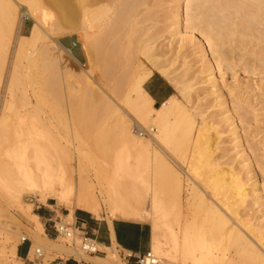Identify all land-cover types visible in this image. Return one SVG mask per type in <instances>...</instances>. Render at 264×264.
<instances>
[{"label":"bare ground","instance_id":"obj_1","mask_svg":"<svg viewBox=\"0 0 264 264\" xmlns=\"http://www.w3.org/2000/svg\"><path fill=\"white\" fill-rule=\"evenodd\" d=\"M153 2V0H0V66L6 62L7 47L10 48L11 44L13 48L6 88L12 91V85L19 75L17 69L19 66L20 69L22 67L20 65L22 58L27 60L23 67L28 68L42 61L45 64L53 63L55 66L57 64L58 68V61L52 55V50L56 49L60 53L65 52L80 63L71 49L57 39L75 35L77 40L82 42L86 57V65L84 64L86 68L83 71L85 76L83 81L79 82L85 87L81 91L87 98L102 99L103 107H99H102L107 114H111L112 119L118 115L117 122L124 143L139 142L143 146L140 148L135 145H125L115 154L112 170L114 169V175L116 174L119 178L122 176V168L133 176L131 181H126L127 183L122 185L124 192L127 190L124 196L129 201L123 200V196L119 201L129 203L132 200L134 205L131 210H126L120 203L121 214L137 220H148V218L152 220L151 254L155 258V264H264V228L262 229V224H256L258 219L253 218L248 208L250 205L258 206V208L264 206V168H261L263 180L260 181L255 175L250 157H247L249 155L244 148L240 129L233 116L235 113L233 111L236 109L231 111L225 94L228 91L232 96L239 98L236 92L243 85L241 86L237 81L233 84L222 83L215 75L216 68L211 60L212 58L216 61V67L220 69V72L238 64H245L244 68L251 66L254 72L255 69L264 72V0H166L165 4H168L169 9L165 12L166 7L163 11L166 13L167 18H165L168 22L169 19L171 21L170 33L161 24L163 22L161 15H165L159 12V8L162 9V7H158L159 5ZM163 2L160 3L164 5ZM20 6L26 9L18 14ZM47 17L52 20L46 21ZM24 18L33 21L28 34L20 33ZM164 23L167 22L164 21ZM183 26L185 32L181 30ZM14 31H17V38L11 41ZM166 32L170 34L168 36H174L176 39L175 45L173 40V44L170 45L176 48L170 49L169 46L167 50L161 46L162 41L160 40L167 34ZM196 32L200 36H197ZM204 40L209 47L211 58L204 47ZM189 44H192L198 57L197 62H200L201 66L196 67L199 70L195 68L194 63L190 62L189 54L185 53ZM169 52L172 56L168 54ZM247 54H252L250 57L254 58L246 59ZM182 55L183 58H180ZM59 57L61 59V54ZM163 57L165 60L162 59ZM143 59L151 66H146ZM166 61L169 63L167 64ZM176 62H181L180 67H177L182 69L181 73L179 69L173 67L177 65ZM78 65L80 67V64ZM95 65L103 67L105 72L103 78L107 76L105 80L108 82H111L113 72L121 70L120 75L113 76L115 79L112 78L113 84H111L110 91L104 81L93 76L92 67ZM152 68H156L165 75L172 73L179 93L183 95L182 98L184 97L187 103L193 98L192 91L197 92L196 89H198V95L195 94L197 96L194 98H198L200 103L197 104L195 100L192 104H197V106L189 104L195 106V108L190 107L198 113L197 111L192 113L191 109L181 103L176 96L165 101L160 107L156 106L144 88L145 82L153 74ZM65 71H62L63 75L65 73L69 77V72ZM81 73L78 74L81 75ZM221 74L224 76L223 72ZM261 84L257 85L258 90L264 95V85ZM254 89L248 91L253 92ZM256 90L257 88L254 91ZM208 95L214 97V103H211ZM244 96L243 98L240 96L242 101L247 98ZM241 99L239 98L240 101ZM8 103H6L7 108ZM251 103L249 106L254 107V102ZM213 107L220 109L217 112L214 111V114L212 111L209 116V110L211 111ZM256 111L254 110V113ZM125 113L130 116L127 115L129 119H132L133 124L127 121ZM196 113L201 118L198 122L194 115ZM223 114H226L225 118L221 117ZM247 116L244 115L240 120L244 123H251L252 120L255 123L259 122L256 116L250 119ZM225 123L228 126V135L230 132L233 136L231 142L238 150L236 155L242 158L238 157L240 160L235 158L237 161L234 160V162L230 160L231 157L229 159L225 146H222L225 145L222 143L225 142L223 140L226 132L223 128ZM2 124L3 122L0 121V133L4 128ZM260 124H256L257 128H261L259 131L254 124L256 131H253L256 137L264 134V126L262 128ZM115 128L112 129L115 130ZM154 129L156 132L153 131ZM145 130H149L150 137H143ZM262 137L264 139V135ZM262 137L261 140H263ZM153 145H156L157 149H151L148 155L146 150L148 151ZM108 152L111 153V150ZM131 152L134 153L136 161L132 167L128 168L122 159L124 155ZM68 155L70 157V153ZM75 155L80 158L81 166H85L84 168L91 161H88L89 159L86 161L87 152L77 147ZM175 155L178 156L177 158L180 157L179 161L184 160L182 161L184 163L177 161ZM182 156L185 157L182 158ZM174 164H177L176 166L180 169ZM181 169L190 179L186 183L189 195L196 193L199 201L195 204L191 197L187 198L186 223L182 230H178L172 220H176V224L182 222L183 178ZM13 170L15 171L9 166L0 165V185L7 190L9 198L7 197L6 204L8 207L14 204L17 211L31 218L32 225L27 226L28 235L32 239L33 246H37L35 253L32 249L31 258L36 254L59 251L79 256L84 261L126 264L113 253L116 242L111 247H102L109 251L105 257L90 256L83 249L71 248L69 242H72L77 235L81 240L80 233L74 228L70 236H61L66 242L68 241L67 245L63 243L61 245L56 240L49 239L40 216L31 211L32 204L24 201L23 195L25 190L29 189L34 196L43 200H54L50 183L35 175L25 176L22 169L21 176L17 174V177L11 179L6 174ZM17 170L20 171L19 168ZM96 179L99 181L97 175ZM166 183L175 192V199L171 204H168L163 197L166 185H168ZM97 184L100 185V181ZM62 187L64 191L59 195V203H65L68 206L69 213L66 215L68 218L75 220L74 207L88 210L95 217H101V201L97 198L98 196H94L93 192L96 189L93 188L92 183L85 180L83 173L79 174L76 169L75 177L71 172L65 173ZM110 198L112 203H115L113 197ZM198 207L203 211L201 219L196 218L195 209H199ZM8 213L11 214L9 209ZM261 213L264 215V212ZM5 233L3 242H0L3 246L0 247V264H23V260L17 257L15 240L19 236L21 239L26 236L20 234L19 226L15 229H6ZM11 241L12 244H10ZM6 243L7 246H5Z\"/></svg>","mask_w":264,"mask_h":264},{"label":"rangeland","instance_id":"obj_2","mask_svg":"<svg viewBox=\"0 0 264 264\" xmlns=\"http://www.w3.org/2000/svg\"><path fill=\"white\" fill-rule=\"evenodd\" d=\"M153 1L155 2V4L159 5L158 7H162V9L159 8V12H162L164 14L169 9L168 8L169 6H167L168 4L167 3L165 4L166 0H164V2H163V0H160V1L159 0H153ZM160 2L161 3L163 2L164 5H162ZM165 8H166V11H165ZM25 9L26 8L24 6H20L18 8V14H20L21 12H24ZM163 9L165 12L163 11ZM181 12H182V8H181ZM162 13H159V14L161 15ZM183 13H184V9H183ZM161 16L163 17L161 19V21H163L161 24L163 25L164 28L166 27L165 28L166 31L168 30V32H169V29H170L169 24L171 23V21L169 19V22H168V19H166L167 18L166 13H165V15H161ZM47 18L48 19L46 21L52 20V18H50V17H47ZM164 21L167 23H164ZM32 24H33V21L31 19L24 18V20L22 21V29L20 30V33L28 34L31 27H32ZM164 24H165V26H164ZM181 30L183 32H185L184 26H183V28L181 27ZM16 32L17 31H14L11 41L16 40V38H17ZM168 32H166L167 34H165L162 37L165 41L163 39L160 40V41H162L161 46H164V49L167 48V50L169 49V46L171 44H173V42L175 45V41H176L174 36L173 37L168 36V35H170V34H168ZM195 34L197 36H200V34L197 32ZM57 39L63 45H65V44L71 45L70 47H68V46H66V47L71 49L72 53L80 60V63L78 61H77L78 62L77 63L75 59L73 60L70 56L65 54V52L60 53L56 49L52 50V55L54 57H56V60L58 61V65H59L58 68H57V64H56V66L53 65V63L45 64V63H42L41 60H40L41 63L33 64L32 66H30L28 68L23 67V65H26L27 60H24V58H22L23 59V60L21 59L22 64H20L22 67H21V69L19 68L20 66L18 67L17 72L19 75L17 77V80L12 85V91L13 92L11 91V89L8 88V90H9L8 91L6 88L7 82H8V74H9V70H10L9 67H10L11 58H12L11 57L12 56V49H13L11 44H10V48L7 47V51H6L7 53L5 56L6 62L0 66V103H1L0 104V111L2 110L0 113V121L3 122V124H4V128L2 129V131L0 133V165H6L12 169H15V171L13 170V172L6 174L8 177H11V179L17 177V174L21 176L20 173H21V169H22L23 173H25V176L27 174L28 175H35L39 179L47 180L50 183L51 193L53 194L54 200H52V199H48V200H52V202H54L53 207H50L49 209H45L46 205H43V203H46L47 200H43L38 196H34V194L29 189H27V191L25 190V193L23 195V200L32 204L31 211L34 213L42 212V210H47V211L51 210V212H53V213H58L59 217H58L57 221L55 220V223H58L60 220H62V222L65 221L66 223H69V224L74 223V220L71 217L68 218V216L63 215V213H65V211L62 213L59 212V209L64 208V207L69 210L68 206H66L65 203L64 204L59 203L60 202L59 201V195L62 194L64 191L63 187H62V180H63L64 174L67 172H71L72 175L75 177V169H76L77 172H79V174H80V172L83 173L85 180L88 183L90 182V184L92 183V185L94 186L93 188L96 189V190L92 189V191L94 190V192H93L94 196L95 197L98 196L97 198H99L101 201L102 208H103L102 216H105L107 218L123 217L125 219L129 218L130 220L146 222L149 224V226H151L150 228L153 230V222L149 218H148V220H146V219L145 220H137V219L132 218L131 216L127 217V216H124L121 214V209H120V208H122V207H120L121 204L123 205V207L126 210H131L133 205H134V204H132L133 202H131L132 201L131 198H130L131 201L129 203H127L129 200L127 201L126 196H124V194H127V193H125V192H127V190L124 192V190H123L124 188L122 189L123 183H127L131 180L129 178H126V177H123L124 178L123 179L122 176H121V178H119L116 174L114 175V172H113L114 169L112 170V165L114 168V164H112V163H114L115 154H117V152H119V150L123 149V147L125 145L126 146L135 145L137 147L143 148L142 144H140L139 142L135 143V144L129 143V142L124 143V141L121 139V137H122V135L120 133L121 130L119 129L120 127H119L118 122H117V120L119 119V117H117L118 115L114 116L112 119L111 114L109 115V113L107 114L104 110H102V107H103L101 105L102 99L95 98V97L94 98L93 97L87 98L83 94L82 89H84L85 86L83 83H79V82L83 81V77L85 76L84 75L85 72H83V71H85L84 69L86 68L85 67L86 57H85V52L82 49V42L80 40H77L78 38L75 35H70V36H66V37H58ZM172 40H173V42H172ZM204 44H205L204 47H205V49L208 50L209 57L211 58L212 56H211V53L209 51V47H208L205 40H204ZM174 45H173V47H175ZM177 45L178 44L176 43V46ZM161 46L159 45V47H161ZM171 47L172 46H170V49H174L173 47L172 48ZM238 52L236 51V53H238ZM58 53H59V55H58ZM185 53L189 54L188 58H189V60L191 59L190 62L194 63L195 68L196 67L199 68L201 66L200 62H197L198 57L195 54V51L193 50L192 44L187 45V48L185 49ZM60 54H61V59L59 57ZM168 54L170 55V52ZM248 55L249 54H247L245 56V57H247L246 59L251 58L250 56L252 54L249 56ZM170 56H172V54ZM236 57H239V55L238 56L236 55ZM66 58H67V60H65ZM170 58H168V60ZM180 58H183V55ZM252 58H254V57H252ZM144 59H143L144 64L146 66H151V64H149V62L144 60ZM162 59L165 60L164 57ZM211 60H212L214 66L216 68L215 69V75L219 78V80H221L222 83L225 82V83H229V84L232 83L233 84L234 81H237L238 83H240L241 86L242 85L244 86V87L242 86V88L240 90H238L236 93H237V95L239 94L238 96L240 99L242 96L245 95L247 97L246 98L247 101H246V99H243L244 102L242 101V99L240 101L239 98L232 96V94L228 93V91L225 92V94L227 95V97H226L228 99L227 104L230 106L231 111L236 109L233 111V112H235V113H233V116L236 120V123L238 124L239 129H240V135L242 137V142H243L244 148H246V151L248 153L247 155H249L247 157H250L249 159L251 160V164L253 165V168L255 169L254 172H255V175L257 176L258 180L262 181L263 180L262 179L263 178V173H262L263 170H261V168L262 167L264 168V139L262 136L264 134H259L258 137H256L254 135L255 132L253 130L256 131V129H254V124H255L256 128H257L256 124H258V123L263 124V125L260 124V126L262 128L264 126V121L262 122V119L264 120V95L261 94V92H260V90H258L259 88L257 86V85H260L261 83H262L261 85H264V72L256 70V69L254 72L253 67H252L253 69H251V66H246V67H250V68H248L249 69L248 70L246 67L244 68L243 65H245V64H243V65L238 64V65H235V67H233V68L224 69L223 71L220 72V69H218V67H216V63H215L216 61L213 60L212 58H211ZM167 62L169 63V61H166V63ZM178 63H177V65H175L173 67H175V69H179V71H180L179 73H181L182 69L180 70V68H177V67H180L181 62L179 63V66H178ZM78 64H80V67ZM63 66H64V69H63ZM81 67H82V69H81ZM93 67H92V69H94V70H92L93 76L102 82L104 81V83L107 85V89L110 91L112 89L111 84H113L112 83L113 79H115V77H117L118 75L121 74L120 73L121 70L118 72L115 71L116 73L113 72V74H111V76H112L111 82H108L107 80H105V78L107 76L105 78H103L105 76L104 75L105 74L104 69H102L103 67L102 66L99 67L98 65L97 66L95 65L94 68ZM198 68H196V69L199 70ZM65 70H67L69 72L70 78L67 75H65V73L63 75L62 71L66 72ZM97 70H98V72H97ZM152 70H153V74L156 72L161 74L163 77H165L174 86L175 94L173 96H171L169 99L176 96V98L179 99L180 102L183 103L186 107H188V109H191V107L195 108V106H197L198 102L200 103V100L198 98H194V96L198 95L197 94V92L199 91L198 89H196L197 92H195V90L192 91V97L193 98L191 101H188V98L186 96L187 101H188V103H187L185 98L184 97L182 98L183 95L182 96L180 95L178 87H177V82L174 80V75L172 73L165 75V74H162L156 68H154V69L152 68ZM222 72L224 73V76H222V74H221ZM78 73L79 74L81 73V75H79ZM113 76H115V77L113 78ZM77 77L78 78L80 77V80H78ZM222 77H224V78L222 79ZM64 78H66V79H64ZM247 84H249L248 85L249 88H248ZM255 86H257V87H255ZM253 87L255 89L257 88V90L254 91L255 89ZM246 89H247V92H246ZM249 89H254V90L252 92L251 90L248 91ZM263 90H264V88H263ZM241 91H242L243 95L242 94L240 95ZM257 91H259L258 93H260L262 96H260V94L258 95ZM9 92H11V93H9ZM7 93H9V94H7ZM12 94H13V96H12ZM195 94H197V95H195ZM245 96H244V98H245ZM208 97H209L211 103H214V97L213 96L210 97L209 95H208ZM211 98H213V100ZM250 100L252 103L254 102L253 105L255 108L252 105L249 106L251 103ZM193 101L197 102V104L196 105L192 104ZM245 101L248 102L249 104L246 103ZM4 102H5V104H4ZM238 102L240 104H238ZM6 103H8V108H7ZM163 103H165V102H163ZM186 103L188 104V106ZM189 104H192L195 106H192ZM5 105H6V107H4ZM161 105H159L158 107H160ZM99 106H102V107L100 108ZM219 109L220 108H218V107L217 108L213 107L211 109V111L209 110V112H210L209 116H211L212 113L214 114L215 112H217ZM254 110L255 111L257 110L256 113H254ZM100 111H101V113H100ZM190 111L192 113H195L197 110L195 111L194 109L193 110L191 109ZM242 112H244V113H242ZM197 113H198V111H197ZM197 113L194 115L196 117V121L198 122L201 120V118H200V116H198ZM243 114L246 116L248 115L247 117L249 119L251 117L255 118V116H256V118L259 119V122L255 123L254 120H252L253 122L251 121V123L250 122L244 123L243 121L240 120V119H243V116H244ZM127 115L128 114L125 115V118L127 119V121L129 123L133 124L132 119L131 118L129 119L130 116L128 115L129 116L128 117ZM225 115L226 114H223L221 117H224ZM239 115H240V117H239ZM241 115H243V116H241ZM109 117L111 120L109 119ZM101 119H102V121H101ZM107 123L109 125H107ZM226 124L227 123L223 124L224 127L222 126L223 128L226 129V132L223 135L224 136L223 140L225 142H222L225 145H222V143H221V145L225 146L224 148H226V150L228 151L229 159L231 157L230 160H233V162H234V160H236V159L240 160L242 158H240L238 155H236L238 150L236 149L234 143L231 142L233 139V136H231L230 132H229V135H230V137H229L228 132H227L228 126H226ZM106 125H107V127H106ZM114 127H116L115 130L112 129ZM257 129H258L257 131H259L261 128L259 129V127H258ZM109 130L111 133L109 132ZM148 131L149 130H147V131L145 130L143 137H150V135H149L150 133ZM153 131L156 132V129H154ZM103 132L105 134H103ZM108 134H110V135L108 136ZM112 134H114V135L111 136ZM118 135H120V137H118ZM254 136H255V138H254ZM114 137H116V138H114ZM261 137L263 140H261ZM104 138H106V139H104ZM259 138H260V140H259ZM76 147L80 150H84L85 152H87L86 161L88 159H89L88 161L91 160L90 162H88L89 164L86 163V165L88 164V166H86V168H84L85 166L84 167L81 166L80 158L77 155H75V148ZM151 149H153V150L157 149V146L156 145H153V147L150 146L149 150H148L149 152L146 150V153L148 155L151 153V151H152ZM106 150H108V151L111 150V153H112V151H113V153L111 154L110 152H108ZM69 153H70V157L68 155ZM184 155H186V154H184ZM165 157L168 159L167 156H165ZM175 157H176V155H175ZM184 157L182 156V158H184ZM179 158H177V161L180 160ZM182 161H184V160H182ZM182 161H179V162L181 164H183L184 162L182 163ZM171 163H173V162H171ZM174 165H175V167L178 168V166H176L177 164H174ZM185 165L187 167V164H185ZM185 165H184V167H185ZM18 168L20 169V171L17 170ZM178 169H180V167ZM95 171H97V172H95ZM180 171H181V175L183 178V182H182L183 186H182V191H181V204H182L183 216L181 218L182 222H180V224H176L175 223L176 220H172V223L175 225V227L178 230L179 229L182 230L184 228V224L186 223L185 217L187 215V212L185 210L187 209V198L191 197V200L193 203H195V202L198 203V201H199L198 200L199 197L196 193L192 194L191 196L189 195V192L186 189V186H187L186 183H187V181H190V179L182 171V169ZM96 175H97V177L101 183L100 185L97 184V182L99 183V181H96L97 180ZM76 176H79V175H76ZM116 177H118V178L116 179ZM166 184H168V183H166ZM166 186L167 187L164 190L165 194H163V197H164V200L168 202V204H171V202L175 199V192L172 190V187H170L169 184ZM115 191H116V193H115ZM115 194H117V195H115ZM111 196L113 197L115 203H112V200L110 198ZM122 196H123L122 199L123 200L125 199V201H127V202H123L121 200L119 201V199H121ZM7 197L9 198L6 188L4 186L0 185V229H2V230H0V242H3V240H4V237L6 235L5 230L6 229L7 230L8 229H15L16 226H19V232L21 235L30 238V236L28 235V230H27V226L32 225L30 216H28V215L26 216L25 214H22L21 212L17 211V207L14 204L12 207H8V205L6 204ZM101 199H103V201ZM106 199L109 202L106 201ZM115 204H116V207H115ZM124 205H126V206H124ZM250 206L248 208L250 209V213H252L253 218L256 220L258 219L257 220L258 222H256V224H259V225L262 224L263 225L262 229H263L264 228V215L261 212H264L263 211L264 206H262L263 208L262 207L258 208V206H253V205L251 207ZM194 208H196V207H194ZM8 209L10 210L11 214L8 213ZM195 211L197 213L196 218L201 219L203 217L202 209H200V208L195 209ZM112 212H114V213L112 214ZM243 212L244 211L242 210V213ZM67 213H68V211H67ZM92 215L94 216V214H92ZM41 221H42V223H44L43 219H41ZM55 223H54V221H48L47 226L45 227V231L49 237H52L53 239H55L58 244L62 245V243H63L64 245H67V244L71 243L70 244L71 248L77 247L78 250L82 249L80 246L81 240L78 237V235L74 238V240H72V242H69V243H68V241L66 242L65 238L61 237V236L64 237L65 235L59 234L56 231V228L54 227ZM76 234H78V232ZM161 238L163 240L164 239L166 240V238H164V237H161ZM15 241L17 242L16 244L18 246L21 243V237L20 236L17 237V239ZM12 243L13 242L11 241L10 244H12ZM0 245H1L0 247H3L2 243H0ZM5 246H7V243ZM36 249H37V246L34 245L33 246V252L34 253H35ZM113 251H114L113 253H115L117 255L119 260L125 262L126 264H131V263H127L126 260L122 259V257L120 256L121 251H123L120 247L115 245L113 248ZM106 252L108 255L109 251L106 250ZM87 254L90 256L94 255V254H89V253H87ZM63 255H72V254L59 252V251H52L49 253H45V260L43 263L49 264V262L53 261V259H55L57 256H63ZM35 256H37V254L34 255L33 257H35ZM74 256L77 259H80L79 256L78 257L76 255H74ZM85 262H86V264H102V263L96 262L94 260H92V261L87 260ZM132 264H138V263L134 262Z\"/></svg>","mask_w":264,"mask_h":264},{"label":"crops","instance_id":"obj_3","mask_svg":"<svg viewBox=\"0 0 264 264\" xmlns=\"http://www.w3.org/2000/svg\"><path fill=\"white\" fill-rule=\"evenodd\" d=\"M65 46L70 47L71 45L65 44ZM144 88L154 99L156 106L161 105L175 94L174 86L157 72L145 82ZM122 160L125 161L129 168L135 164L136 157L134 153L131 152L130 154L124 155ZM121 174L123 177L129 178L130 180L133 179V176L123 168L121 169ZM43 205H46L45 209H49L50 207H53L54 202H52V200H47ZM64 211L65 213H63V215H68L69 210L67 208L64 207L59 209V212L61 213ZM37 214L44 220V228L47 226L48 221L55 222L59 217L58 213H53L51 210H42V212H38ZM73 215L75 219L74 225L76 227H74V229L79 233H87L88 236L94 239L98 244L99 252L94 253V255L91 256H107L106 250L102 247H111L115 242L122 250L130 251L134 254H145L151 249L153 232L150 228L151 226L146 222L130 220L129 218L125 219L123 217L107 218L102 215L101 217H95L88 210L77 207L74 209ZM48 238L55 240L49 236ZM29 239L31 243L21 242L17 246L18 258L23 260V264H43L42 262L45 260V254H38L34 258L30 257L33 249V242L31 238ZM132 263H134V261L131 262V264ZM49 264H86V262L77 259L74 255H63L57 256L53 261L49 262Z\"/></svg>","mask_w":264,"mask_h":264},{"label":"built area","instance_id":"obj_4","mask_svg":"<svg viewBox=\"0 0 264 264\" xmlns=\"http://www.w3.org/2000/svg\"><path fill=\"white\" fill-rule=\"evenodd\" d=\"M54 227L56 228V231L59 234L62 233L63 235L70 236L72 234L71 230H73L75 225H74V223L69 224L66 222H62V220H60L58 223L54 224ZM79 235L81 237V245L80 246L82 247V249L85 252H87L89 254H94V253L99 252L97 242L94 239L90 238L87 233L80 232ZM21 242H30L31 243L30 239L27 237H23L21 239ZM120 256L122 257V259L126 260L127 263H131L134 261L138 264H155V258L152 256L151 250H149L145 254H134L133 252L123 250V251H121Z\"/></svg>","mask_w":264,"mask_h":264}]
</instances>
